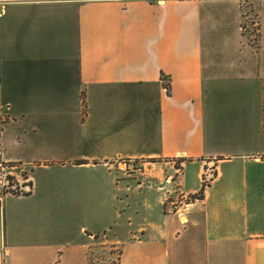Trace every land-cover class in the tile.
<instances>
[{
	"label": "crops",
	"instance_id": "0c3cea01",
	"mask_svg": "<svg viewBox=\"0 0 264 264\" xmlns=\"http://www.w3.org/2000/svg\"><path fill=\"white\" fill-rule=\"evenodd\" d=\"M0 117V264H264V0H0Z\"/></svg>",
	"mask_w": 264,
	"mask_h": 264
},
{
	"label": "rangeland",
	"instance_id": "374dc122",
	"mask_svg": "<svg viewBox=\"0 0 264 264\" xmlns=\"http://www.w3.org/2000/svg\"><path fill=\"white\" fill-rule=\"evenodd\" d=\"M10 169V170H9ZM12 167H8L7 168V170H5V173H6V179H5V181H4V185L5 186H7L10 190H13V191H17V190H19V184H18V181H17V179H18V176H16V175H12L11 173H9V171H12ZM9 170V171H8ZM14 170V169H13ZM112 172L116 175V176H119L120 175V171L117 169V168H114L113 167V169H112ZM22 173V175H26L25 174V172H21ZM21 175V176H22ZM9 176H11V177H9ZM20 176V177H21ZM130 176H132L131 174H130ZM103 177H104V175H102V181H103ZM118 181L119 182H122V180L121 179H118ZM105 186H103V184H102V188H101V197H102V202H101V209H102V211H104L105 209H107L108 208V204L106 203V202H104L103 201V199L105 198V197H107V195L108 194H106V188H104ZM130 192H131V194H133L132 193V191L130 190ZM130 200H132V199H130ZM131 209V208H130ZM108 236H109V231H108V229L104 232V231H101L100 233H99V237L100 238H104V237H107L108 238ZM116 251V250H115ZM117 253V252H116ZM108 254H109V251H108ZM102 250H99V251H97V254L96 255H91V257H90V263L91 264H117V259H113L112 261H110V263H107V262H103L102 261Z\"/></svg>",
	"mask_w": 264,
	"mask_h": 264
},
{
	"label": "built area",
	"instance_id": "2783aa9c",
	"mask_svg": "<svg viewBox=\"0 0 264 264\" xmlns=\"http://www.w3.org/2000/svg\"><path fill=\"white\" fill-rule=\"evenodd\" d=\"M1 121H2V118L0 117V123ZM8 167L9 165L7 163H4L0 159V184L1 185L4 184V181L6 179L5 170ZM198 198L199 196H197L196 194H189V193L182 192L177 197L170 200V204L174 212H177L180 215H182L183 214L182 212L187 211L190 208L191 204L194 201H196Z\"/></svg>",
	"mask_w": 264,
	"mask_h": 264
},
{
	"label": "trees",
	"instance_id": "16d2710c",
	"mask_svg": "<svg viewBox=\"0 0 264 264\" xmlns=\"http://www.w3.org/2000/svg\"><path fill=\"white\" fill-rule=\"evenodd\" d=\"M10 164V163H9ZM11 165V164H10ZM9 177H11V176H9ZM8 192H11V193H13V194H18V193H20L21 192V190H17V191H13V190H10L7 186H5L4 184L3 185H1L0 184V197H2L3 195H5L6 193H8ZM197 196H201V194H196Z\"/></svg>",
	"mask_w": 264,
	"mask_h": 264
}]
</instances>
